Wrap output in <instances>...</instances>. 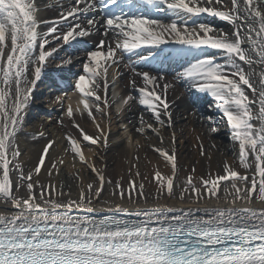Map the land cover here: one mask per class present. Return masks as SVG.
I'll list each match as a JSON object with an SVG mask.
<instances>
[{"label": "snow or ice", "instance_id": "1", "mask_svg": "<svg viewBox=\"0 0 264 264\" xmlns=\"http://www.w3.org/2000/svg\"><path fill=\"white\" fill-rule=\"evenodd\" d=\"M59 6L63 11L58 19L42 21L36 0H0V264H264V0H72L67 8L63 3ZM204 17L227 22L232 31L217 28ZM82 18H87L86 24ZM42 24L50 25L46 32L40 30ZM97 32L102 38L86 52L82 74L71 92H62L53 101L80 133V138L66 136L74 162L78 159L98 179L86 189L81 187L78 199H71L62 186L33 179L40 175L56 141H48L37 166L25 173L18 132L50 58L55 59L61 47ZM166 45L179 47L166 53ZM210 50L220 53L222 62ZM169 57L187 61L172 81L135 67ZM71 62L65 59L62 65ZM121 66L131 71L125 86L131 91L117 103L114 87L124 74ZM177 81L188 82L190 89L212 98L222 113L220 120L212 115L199 119L212 125V133L226 122L233 154L245 170L225 163L221 174L201 177L199 186L189 175L178 198L184 201L188 196L195 203L222 199L229 206L185 210L157 205L129 210L117 204L108 211L120 215L99 219L73 215L96 212L93 199L100 198L105 184L113 183L86 156L82 142L107 149L113 109L119 119L140 106L143 111L134 133L150 139L151 132L163 143L161 129L173 126L168 97ZM71 95L78 97L75 107ZM85 116L96 134L78 122ZM58 123L63 125V119ZM131 123L121 128L128 134L127 145H134L138 153L142 145L133 139ZM197 139L205 155L203 142ZM171 141L176 143L174 131ZM152 147L172 169L168 176L154 172V198H172L178 187L176 152ZM133 159L138 162L139 155ZM58 164L64 161L52 162L49 176L52 169L59 173ZM135 175L141 173L137 170ZM22 188L27 195H20ZM65 195L69 199L61 202L59 197ZM111 195L131 202L148 198L145 184L135 181L127 186L116 181ZM257 203L259 208L253 206Z\"/></svg>", "mask_w": 264, "mask_h": 264}, {"label": "bare ground", "instance_id": "2", "mask_svg": "<svg viewBox=\"0 0 264 264\" xmlns=\"http://www.w3.org/2000/svg\"><path fill=\"white\" fill-rule=\"evenodd\" d=\"M36 3L40 9L38 18L42 21H54L59 18L60 12L63 9L59 6V3H63L67 8L72 0H36ZM205 22L212 25L220 26L226 32H231V26L224 21L217 18L204 17ZM86 24V19H83ZM48 24L41 25V31L46 32ZM101 32L103 29L101 28ZM98 39H95V38ZM102 38L100 32L94 33L90 36V39L99 40ZM59 43V42H54ZM68 45L63 46L57 53L54 54L55 59L50 58L45 72L42 75L40 81L37 82L36 88L33 92L32 102L29 108L26 110L24 118V124L21 130L18 132L17 143L19 144L22 152L19 158L24 166L25 173L31 171L37 166L38 160L41 156L42 150L49 140H55L56 143L53 149L49 150V155L45 159L44 168L38 177L34 176L33 179L38 181L39 184H52L58 187L62 186L65 193H71V199L79 198L80 188L86 189L89 182H97L98 179L90 168L82 165L78 159L74 162L73 154L70 151V145L66 139L67 135H71L76 138H80L79 131L73 127L72 122L64 115V109L58 104L54 103V98L62 93L60 87L54 84L57 78L63 77L64 79H71L73 76L68 74H82V65L86 62V52L75 51L70 52ZM212 54H215L218 61L222 62V56L216 50H210ZM65 59H71V64L62 65V61ZM183 69H181L182 71ZM257 66V71H259ZM120 71L123 72V76L115 81L114 91L117 94V103L119 99L131 91L128 85L131 71L129 69L120 67ZM155 74V73H153ZM168 81H172L173 76H168ZM111 79V70H110ZM140 83L139 78H137ZM251 96V90H247ZM119 93V94H118ZM133 94H135L133 92ZM78 97L71 95V103L75 107ZM172 102L171 111L173 112V126L171 129L165 127L161 129V134L164 138L163 143L153 133L149 132L150 139H145L143 136H137L134 133V126L137 123L138 115L143 111L140 106H134L130 112H125L119 119H117L115 110L113 109L112 119V131L109 136V147L107 149L100 148L98 146L89 145L87 142H82L84 151L87 157L95 162L97 167L102 168L107 178H111L112 184H105L104 190L101 192L100 198L93 199L92 206L96 209V212L88 214L84 212L74 211L73 215H92L97 219L103 216L120 215L118 213L109 212L108 208H114L115 205L121 204L129 210L136 209H150L154 206H169L177 209L188 208H210L212 206L227 207L221 199L203 201L195 203L188 196L184 201H181L179 196V187H182L187 176L192 175L195 182L199 186L201 177L207 178L209 173L221 174L223 171V165L225 163L231 164L237 167L242 173L245 171L239 168L237 158L233 154V142L231 140L230 129H220L217 133L210 132L211 124L207 121L199 119L201 115L198 111L206 113L207 115L214 114L217 120H220L222 113L214 107V101L207 94H201L195 92L188 86V82L177 81L175 91L170 90L168 97ZM211 105V107H210ZM197 108L199 110H197ZM196 114L193 115L192 113ZM217 113L218 116H215ZM146 118L150 119L149 113H144ZM206 116V115H205ZM63 119V125L58 123V120ZM166 119V118H165ZM129 121V128L133 130V139H139L142 145L137 153L135 146L129 147L127 145V133H124L121 125L127 124ZM78 122L81 126L90 134H96V129L93 123L87 118L78 117ZM43 131L44 136H40L39 133ZM176 134V143L172 144L171 134ZM35 137V139H33ZM200 138L203 142V150L205 155H201L200 143L197 138ZM153 145L162 147L165 149H174L177 155V183L176 194L172 198L167 196H161L159 199L154 197L157 194V184L154 180V172L159 170L163 175L168 176L172 174L170 164H168L159 153L153 150ZM139 155V161L133 159L134 156ZM63 160L64 164H58L59 173L57 174L55 169H52V175H48V169L51 167V163L59 160ZM133 164H137V168H133ZM74 165V166H73ZM193 169L195 171L193 172ZM139 171L140 176H136L135 172ZM121 177L123 178L121 180ZM13 179L15 180V173H13ZM120 181L124 186H127L129 181H135L137 184H145V194L148 197L145 202L143 199H137L135 202H131L127 199L121 201L118 196L111 195L115 187V182ZM20 195H27L26 191L22 188ZM61 202H65L69 199V196L65 195L59 197ZM240 206V205H237ZM254 207L259 208L260 205L254 204ZM178 214V213H174ZM199 214H203L198 213ZM129 218V217H125Z\"/></svg>", "mask_w": 264, "mask_h": 264}, {"label": "rangeland", "instance_id": "3", "mask_svg": "<svg viewBox=\"0 0 264 264\" xmlns=\"http://www.w3.org/2000/svg\"><path fill=\"white\" fill-rule=\"evenodd\" d=\"M214 26H216V25H214ZM217 28H220V26H216ZM197 110H199L198 108H197ZM200 114H204V115H207L206 113H202V111L200 112V111H198ZM211 115L212 116H214V114L213 113H211ZM215 116H218L217 115V113H215ZM226 128V124L225 123H221L220 124V129L222 130V129H225ZM223 131V130H222Z\"/></svg>", "mask_w": 264, "mask_h": 264}]
</instances>
